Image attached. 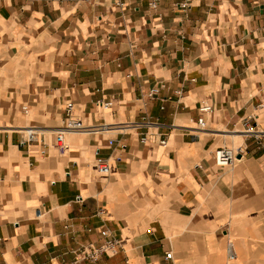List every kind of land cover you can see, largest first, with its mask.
Here are the masks:
<instances>
[{"label":"crops","instance_id":"crops-1","mask_svg":"<svg viewBox=\"0 0 264 264\" xmlns=\"http://www.w3.org/2000/svg\"><path fill=\"white\" fill-rule=\"evenodd\" d=\"M148 1L0 0V264H264V0ZM68 103L105 127L58 148ZM102 230L116 252L76 260Z\"/></svg>","mask_w":264,"mask_h":264},{"label":"built area","instance_id":"built-area-1","mask_svg":"<svg viewBox=\"0 0 264 264\" xmlns=\"http://www.w3.org/2000/svg\"><path fill=\"white\" fill-rule=\"evenodd\" d=\"M191 0H176V4L181 8H187ZM158 0H149L148 5L155 9L157 6ZM159 90V87H154L149 90L147 96L153 98ZM111 103L109 101H98L97 106L101 109H107L110 107ZM24 113H27V108L24 106ZM73 104L68 103L65 107L64 118L62 120V127L58 129L54 137L55 147H61L64 141L65 132H91L103 128L105 126H87L83 121L72 114ZM200 114H207L211 111L210 106L207 103L200 104L198 108ZM148 120H144L142 123H127L122 125V129H128L135 127L140 124H149ZM197 125L199 128H203L205 123L203 117H199L197 120ZM244 135L254 139L256 148L264 152V140L261 137L263 133L260 130L256 129V123H249L248 120L242 122V129L240 131ZM37 135V130L34 127H26L24 129V143L29 144L35 140ZM142 138L141 140H144ZM111 143V142H109ZM160 144L164 145L165 140H160ZM243 156V149L238 147H220L214 150L213 152V161L214 165L219 169L232 168L234 167L241 157ZM94 168L96 172L100 175H107L109 173V165L107 160L98 154V150L95 151L94 159ZM100 234L103 237V242L96 246L94 244L82 245L74 251V256L76 260H86V261H95L102 254H114L118 247V239L110 235L107 230L100 231ZM227 255L229 259L234 258V251L231 246V242H228L227 246ZM165 258H171V252H166Z\"/></svg>","mask_w":264,"mask_h":264},{"label":"rangeland","instance_id":"rangeland-1","mask_svg":"<svg viewBox=\"0 0 264 264\" xmlns=\"http://www.w3.org/2000/svg\"><path fill=\"white\" fill-rule=\"evenodd\" d=\"M236 145H238V143H234L233 146H236ZM231 146H232V145L228 144V147H231Z\"/></svg>","mask_w":264,"mask_h":264}]
</instances>
